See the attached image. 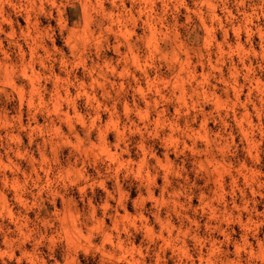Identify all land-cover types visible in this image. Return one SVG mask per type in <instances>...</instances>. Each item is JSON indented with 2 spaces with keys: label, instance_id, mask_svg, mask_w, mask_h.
Listing matches in <instances>:
<instances>
[{
  "label": "rangeland",
  "instance_id": "374dc122",
  "mask_svg": "<svg viewBox=\"0 0 264 264\" xmlns=\"http://www.w3.org/2000/svg\"><path fill=\"white\" fill-rule=\"evenodd\" d=\"M0 264H264V0H0Z\"/></svg>",
  "mask_w": 264,
  "mask_h": 264
}]
</instances>
